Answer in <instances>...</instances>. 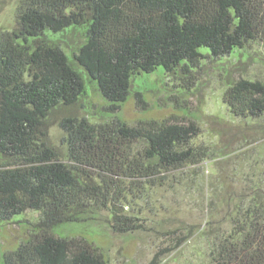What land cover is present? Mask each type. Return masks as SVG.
I'll return each instance as SVG.
<instances>
[{
    "label": "trees",
    "instance_id": "16d2710c",
    "mask_svg": "<svg viewBox=\"0 0 264 264\" xmlns=\"http://www.w3.org/2000/svg\"><path fill=\"white\" fill-rule=\"evenodd\" d=\"M15 18L0 29V222L24 221L28 210L40 217L17 247L0 252V264H109L92 240L73 233L83 221L106 210L114 231L144 229L139 210L125 208L148 200L166 173L205 159L194 121L129 124L120 116L133 76L163 66L187 91L203 59H220L224 103L242 118L264 115V81L225 67L229 57L244 67L247 45L264 35V0H20ZM78 28L73 57L48 33ZM85 72L112 120L78 116ZM135 97L146 106L142 92ZM64 107L71 114L56 121L65 155L49 133ZM240 199L229 228L214 234L212 264H264V190Z\"/></svg>",
    "mask_w": 264,
    "mask_h": 264
},
{
    "label": "rangeland",
    "instance_id": "374dc122",
    "mask_svg": "<svg viewBox=\"0 0 264 264\" xmlns=\"http://www.w3.org/2000/svg\"><path fill=\"white\" fill-rule=\"evenodd\" d=\"M19 3L20 0H0V29L15 25ZM48 33L71 57L83 38L82 28ZM246 49L247 54L241 57L244 67L235 69V64L240 63L232 57L225 67H231L236 76L264 81V35ZM201 51L210 50L202 47ZM218 60L203 59L194 68L199 79L187 91L179 79L167 75L163 66L152 73L133 76L131 96L120 116L129 124L142 119L186 124L194 121L199 133L193 143L207 155L200 163L166 173V178L150 191L149 201L142 197L125 208L139 210L144 229L114 231L108 211L102 210L73 232L92 240L109 264H212L215 232L229 228V214L243 195L255 187L264 190V115L242 118L232 113L223 101L228 85L224 64ZM84 78L87 93L75 105L78 116L92 122L112 120L110 103L97 82L86 72ZM136 92L143 93L146 106L138 104ZM67 114H71L70 109L64 107L52 116L55 122L49 133L56 145L62 144L64 134L57 123L58 116ZM60 146L64 154V146ZM24 215L21 222H0L1 253L14 249L26 238L30 220L38 219L40 212L28 210Z\"/></svg>",
    "mask_w": 264,
    "mask_h": 264
}]
</instances>
